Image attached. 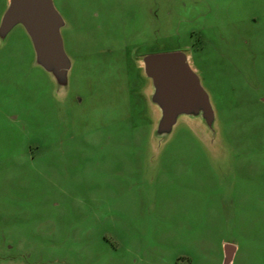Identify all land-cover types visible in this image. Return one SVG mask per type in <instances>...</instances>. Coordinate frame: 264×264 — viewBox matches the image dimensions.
I'll return each mask as SVG.
<instances>
[{
    "label": "rangeland",
    "instance_id": "obj_1",
    "mask_svg": "<svg viewBox=\"0 0 264 264\" xmlns=\"http://www.w3.org/2000/svg\"><path fill=\"white\" fill-rule=\"evenodd\" d=\"M51 2L65 86L20 25L0 41V264H218L221 238L264 264V0ZM172 50L212 105V157L183 123L151 157L136 64Z\"/></svg>",
    "mask_w": 264,
    "mask_h": 264
},
{
    "label": "water",
    "instance_id": "obj_2",
    "mask_svg": "<svg viewBox=\"0 0 264 264\" xmlns=\"http://www.w3.org/2000/svg\"><path fill=\"white\" fill-rule=\"evenodd\" d=\"M20 25L33 53L34 64L49 73L57 86L66 83L69 61L62 48V20L51 0H6L0 14V41ZM147 79L146 100L153 123L149 133L151 157H155L177 123H183L211 155L219 149L215 116L207 93L182 50L147 53L138 59ZM231 248L223 250V263Z\"/></svg>",
    "mask_w": 264,
    "mask_h": 264
},
{
    "label": "crops",
    "instance_id": "obj_3",
    "mask_svg": "<svg viewBox=\"0 0 264 264\" xmlns=\"http://www.w3.org/2000/svg\"><path fill=\"white\" fill-rule=\"evenodd\" d=\"M188 55V58H189V53H187ZM136 66L138 67V64H136ZM193 68V67H192ZM189 132V130H188ZM170 137V136H169ZM167 146V143H164L162 145V147L160 148V150L158 151V153L156 154L155 156V161L158 163L160 161V157L165 149V147ZM204 147V146H203ZM205 148V147H204ZM205 151H208L206 148H205ZM204 151V152H205ZM209 152V151H208ZM206 153V152H205ZM210 154V153H209ZM207 155V154H206ZM210 156L212 157V155L210 154ZM208 157V156H207ZM208 159V158H207ZM213 160V159H212ZM212 160H207V164L210 166L211 169H214L215 168V165L214 163L216 164V162L213 163ZM218 168V167H217ZM140 172H141V177L137 178V182L135 185H138L140 186V188H145L148 184H149V181H148V178L145 174L146 172V166L143 167L141 165L140 167ZM227 178V177H226ZM152 180V178H150V181ZM224 183V182H223ZM157 227H159L161 230L165 231V232H168L169 229H172L171 231H174L175 227H168V226H161V225H158ZM165 228V229H164ZM195 228L194 227H190V226H187V228L185 229L186 231H190V230H194ZM134 230V229H132ZM173 234V233H172ZM220 255L218 257V264H224L223 263V250L225 247L229 246L231 248L230 250V255H229V259L228 261L225 263V264H232L233 262V255H234V251H235V246H233L232 242H229V241H225L223 238H221L220 240ZM188 259V258H186Z\"/></svg>",
    "mask_w": 264,
    "mask_h": 264
},
{
    "label": "flooded vegetation",
    "instance_id": "obj_4",
    "mask_svg": "<svg viewBox=\"0 0 264 264\" xmlns=\"http://www.w3.org/2000/svg\"><path fill=\"white\" fill-rule=\"evenodd\" d=\"M189 59V58H188Z\"/></svg>",
    "mask_w": 264,
    "mask_h": 264
}]
</instances>
